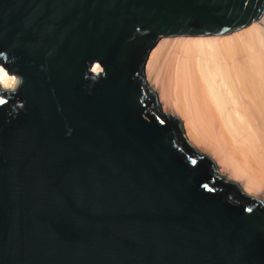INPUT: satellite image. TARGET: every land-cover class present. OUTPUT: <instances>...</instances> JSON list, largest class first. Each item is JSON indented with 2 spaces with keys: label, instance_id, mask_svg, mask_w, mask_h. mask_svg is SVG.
Masks as SVG:
<instances>
[{
  "label": "water",
  "instance_id": "obj_1",
  "mask_svg": "<svg viewBox=\"0 0 264 264\" xmlns=\"http://www.w3.org/2000/svg\"><path fill=\"white\" fill-rule=\"evenodd\" d=\"M263 14L264 0H0V67L24 79L0 94V264H264V201L145 78L159 40Z\"/></svg>",
  "mask_w": 264,
  "mask_h": 264
},
{
  "label": "bare ground",
  "instance_id": "obj_2",
  "mask_svg": "<svg viewBox=\"0 0 264 264\" xmlns=\"http://www.w3.org/2000/svg\"><path fill=\"white\" fill-rule=\"evenodd\" d=\"M257 22L236 37L169 39L145 68L161 107L252 196L264 194V14Z\"/></svg>",
  "mask_w": 264,
  "mask_h": 264
},
{
  "label": "rangeland",
  "instance_id": "obj_3",
  "mask_svg": "<svg viewBox=\"0 0 264 264\" xmlns=\"http://www.w3.org/2000/svg\"><path fill=\"white\" fill-rule=\"evenodd\" d=\"M255 23H258V22H255ZM255 23H254V24H255ZM254 24H252V25H254ZM252 25L249 26V27H247L245 31H247V29H249L250 27H252ZM241 33H244V31L240 32V34H241ZM240 34H238V33H233V34L224 35V36H222V37H227V36H232V35H234V36L236 37V36H238V35H240ZM176 38H177V39H178V38H199V36H196V37H173V38L161 39V40H159V41L157 42L156 46L150 51V54H149V56H148V60H147V62L150 61V56H151V54L159 53V52L161 51L162 47H164V46L167 45V44H170V42H171L172 40H169V39H176ZM147 62H146V65H148ZM148 63H149V62H148ZM145 78H146L147 88H148L149 90H151V92L153 93V97L155 96L157 103L160 104L159 91L155 88V86H153V85L151 84L150 80L148 79L147 72H146V76H145ZM161 110H163L164 112H166V113H168V114H171V115L176 116L177 118H179V119L181 120V122H182V126H183L184 120H182L181 116H180L178 113H176L173 109H171V108H169V107H164V106H163V107H161ZM184 126H185V123H184ZM184 126H183V132H184V137H185V139H186L187 141H189L191 144H193L194 146H196L198 149H201V150L208 151V152L212 153V151H211L209 148H207L206 146H204V145H199V144H197L196 141L191 140V139L189 138V136L187 135V131L185 130L186 128H184ZM212 154H213V153H212ZM216 170L219 172V174H220L221 176H224L226 179H231V178L229 177L230 175H229L226 171H224V170H222V169L219 168V166L217 165V162H216ZM238 187L240 188V185H238ZM242 188H243V187H242ZM255 197H258V198H260L262 201H264V194H260V195L255 196Z\"/></svg>",
  "mask_w": 264,
  "mask_h": 264
},
{
  "label": "clouds",
  "instance_id": "obj_4",
  "mask_svg": "<svg viewBox=\"0 0 264 264\" xmlns=\"http://www.w3.org/2000/svg\"><path fill=\"white\" fill-rule=\"evenodd\" d=\"M13 62H14V60H13ZM4 72H7V71L5 70ZM8 76L14 77L16 82H15L14 86H12V87H6L5 84L2 83L3 87L0 88V94H3L5 92H10V93L14 94L18 91L19 87L23 85L24 79L22 76H19L16 73H11V74L8 73Z\"/></svg>",
  "mask_w": 264,
  "mask_h": 264
},
{
  "label": "snow or ice",
  "instance_id": "obj_5",
  "mask_svg": "<svg viewBox=\"0 0 264 264\" xmlns=\"http://www.w3.org/2000/svg\"><path fill=\"white\" fill-rule=\"evenodd\" d=\"M15 82L14 77H9L7 72L0 69V83H4L6 87H12ZM0 103H2V101H0Z\"/></svg>",
  "mask_w": 264,
  "mask_h": 264
},
{
  "label": "crops",
  "instance_id": "obj_6",
  "mask_svg": "<svg viewBox=\"0 0 264 264\" xmlns=\"http://www.w3.org/2000/svg\"><path fill=\"white\" fill-rule=\"evenodd\" d=\"M169 108H171V107H169ZM176 113H178L180 116H181V114L177 111V110H175L174 108H172ZM181 118H182V116H181ZM182 120H183V118H182ZM205 146V145H204ZM208 148V147H207ZM212 151V150H211ZM213 153V152H212ZM217 161V160H216ZM217 165L219 166V164H218V162H217ZM219 168L220 169H222V170H224V171H226L227 172V170H225L224 168H221L220 166H219ZM228 173V172H227ZM229 174V173H228ZM230 176V178L233 180V181H235V182H237L238 184H240L241 185V187H243V185L240 183V182H238V181H236L234 178H232V176H231V174H229ZM243 190H244V187L242 188ZM251 195V194H250ZM258 195H260V194H258ZM258 195H253V196H258Z\"/></svg>",
  "mask_w": 264,
  "mask_h": 264
}]
</instances>
